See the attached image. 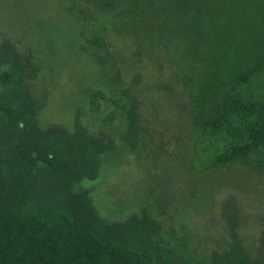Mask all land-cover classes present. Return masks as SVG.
Returning a JSON list of instances; mask_svg holds the SVG:
<instances>
[{
	"label": "trees",
	"instance_id": "obj_1",
	"mask_svg": "<svg viewBox=\"0 0 264 264\" xmlns=\"http://www.w3.org/2000/svg\"><path fill=\"white\" fill-rule=\"evenodd\" d=\"M59 8L66 49H83L80 41L93 35L92 56L104 76H121L104 29L132 48V57L171 72L183 101L174 155L146 142L131 90L122 139L180 169L175 188L185 204L168 217L158 204L104 216L93 193L111 139L88 131L78 111L70 129L41 124L46 92L38 97L34 88L40 68L29 48L2 38L0 264H264V214L254 216L258 228L246 238L235 193L219 202L199 238L187 227L191 216L214 210L222 178L254 186L263 179L264 0H60ZM88 100L95 110L97 99ZM177 215L182 219L171 221Z\"/></svg>",
	"mask_w": 264,
	"mask_h": 264
},
{
	"label": "rangeland",
	"instance_id": "obj_2",
	"mask_svg": "<svg viewBox=\"0 0 264 264\" xmlns=\"http://www.w3.org/2000/svg\"><path fill=\"white\" fill-rule=\"evenodd\" d=\"M59 3L60 0H0V39L12 40L21 51L29 48L40 68L34 82L38 97L46 92L40 123L55 122L70 129L78 111L88 131L111 139V155L104 162L93 193V202L104 216L124 217L145 204H158L168 217L174 213L175 206L185 204L175 188L180 182V169L168 164L162 155L155 158L146 148L130 150L122 135L126 124L123 114L129 106L131 90L130 94L139 101V123L147 132L146 142L160 154L166 151L174 155L182 99L176 94L177 85L171 72L132 57L133 49H126L120 39L112 41L113 34L104 29L100 35L121 71L118 81L104 76L92 56V49L97 47L92 42L93 35L80 41L83 49H66L68 37L61 39L64 23ZM135 74H139L137 80ZM89 95L97 99L95 110L90 108ZM116 98L123 103L124 110L115 105ZM241 182L234 176L222 178L214 191V210L187 219L194 239L205 232L204 224L209 217L217 216L218 204L229 192L240 199L246 215L243 234L251 238L258 228L254 216L264 214V176L259 186H254L252 181ZM171 217V221L182 219L180 215ZM206 242H211L209 248L214 245L211 240Z\"/></svg>",
	"mask_w": 264,
	"mask_h": 264
}]
</instances>
